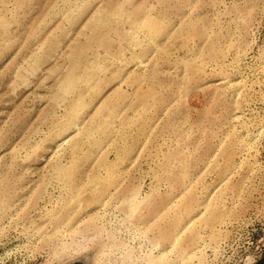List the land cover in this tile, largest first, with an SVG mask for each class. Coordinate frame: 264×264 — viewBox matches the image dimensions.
<instances>
[{
    "label": "rangeland",
    "instance_id": "374dc122",
    "mask_svg": "<svg viewBox=\"0 0 264 264\" xmlns=\"http://www.w3.org/2000/svg\"><path fill=\"white\" fill-rule=\"evenodd\" d=\"M264 0H0V264H255Z\"/></svg>",
    "mask_w": 264,
    "mask_h": 264
},
{
    "label": "built area",
    "instance_id": "2783aa9c",
    "mask_svg": "<svg viewBox=\"0 0 264 264\" xmlns=\"http://www.w3.org/2000/svg\"><path fill=\"white\" fill-rule=\"evenodd\" d=\"M264 256V251H262L258 257V259L255 260V262L257 263L259 260H261Z\"/></svg>",
    "mask_w": 264,
    "mask_h": 264
},
{
    "label": "crops",
    "instance_id": "0c3cea01",
    "mask_svg": "<svg viewBox=\"0 0 264 264\" xmlns=\"http://www.w3.org/2000/svg\"><path fill=\"white\" fill-rule=\"evenodd\" d=\"M255 264H264V256H263V258L261 259V260H259L257 263H255Z\"/></svg>",
    "mask_w": 264,
    "mask_h": 264
}]
</instances>
